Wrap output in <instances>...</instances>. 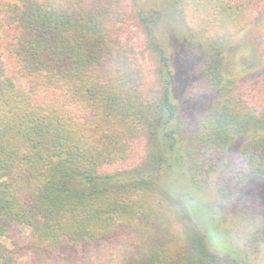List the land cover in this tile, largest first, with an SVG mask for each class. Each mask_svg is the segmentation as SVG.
Wrapping results in <instances>:
<instances>
[{"label":"trees","instance_id":"trees-1","mask_svg":"<svg viewBox=\"0 0 264 264\" xmlns=\"http://www.w3.org/2000/svg\"><path fill=\"white\" fill-rule=\"evenodd\" d=\"M259 17L264 0H0V264H264V214L234 225L237 254L202 220L264 178V40L236 44ZM163 21L199 39L187 92L213 101L189 128Z\"/></svg>","mask_w":264,"mask_h":264},{"label":"rangeland","instance_id":"rangeland-1","mask_svg":"<svg viewBox=\"0 0 264 264\" xmlns=\"http://www.w3.org/2000/svg\"><path fill=\"white\" fill-rule=\"evenodd\" d=\"M164 0H137L138 5L144 11H148L149 9H160L162 8ZM169 21V20H168ZM167 21V22H168ZM169 23H171L169 21ZM262 19L259 17L258 20L251 26V28L247 31L248 34L237 38L236 44H241V50L250 51V53H254V50L257 46L263 44L264 40V26L261 24ZM174 25V27H172ZM192 25H185L183 23L180 24H172L168 26L166 21H163L161 27L155 30V35L157 41L162 46L164 50L170 48L168 44L167 36L169 34V39L171 40V49L173 52L178 51V55L175 59L177 63H180L179 69L184 73L178 74L176 79V86L174 89L176 102L180 104L182 108V113H185L186 119L188 121V128L191 127L194 120V115L198 116L199 114L206 111L212 101L213 98L207 95H201L199 97H190V93L187 92V89L190 87L192 83L191 75L192 69L196 60L198 59L194 56V45L198 44L199 39L194 36V33L191 30ZM134 37L136 41H141L142 35L137 27H133ZM248 36V37H247ZM167 57L169 53H165ZM154 58L151 61L158 63L157 58L151 54ZM151 57V56H150ZM151 57V58H152ZM231 68H234V61L232 58L229 59ZM149 64V62H147ZM237 68L239 70L240 66L237 64ZM242 69V68H241ZM240 69V70H241ZM243 69L246 68L243 67ZM244 71V72H245ZM244 74V73H243ZM264 74V64L258 65V69L253 72L250 76L259 77ZM252 77V78H253ZM176 169V168H175ZM183 172L184 169H183ZM189 193L194 196V185L189 184L186 188ZM229 216L225 221H217L216 223L211 222V216L205 215L202 217V220L205 225L209 226L208 228V238L209 240L220 250H227L231 253L237 254L238 246H236V240L234 238L233 230L234 225L237 224V229L240 234H242L243 229L254 230L255 224H251V221H255L256 224L260 221V217L264 214V178L255 176L253 177L245 186L239 198L236 200L232 208L229 210ZM233 219L235 222H233ZM242 222V226L239 223ZM212 224V225H210ZM27 234H21L17 237L20 243L25 242ZM263 239V237H262ZM5 241V240H3ZM264 241V240H263ZM8 245V241L6 242ZM262 259H260L259 263L263 260L264 257V244L262 242ZM253 264H256L253 262Z\"/></svg>","mask_w":264,"mask_h":264}]
</instances>
